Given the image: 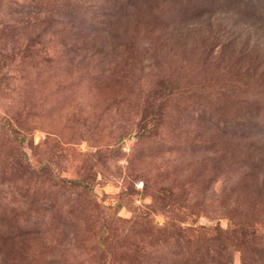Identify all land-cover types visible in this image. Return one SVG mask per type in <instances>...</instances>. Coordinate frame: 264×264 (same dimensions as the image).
<instances>
[{
  "label": "rangeland",
  "instance_id": "1",
  "mask_svg": "<svg viewBox=\"0 0 264 264\" xmlns=\"http://www.w3.org/2000/svg\"><path fill=\"white\" fill-rule=\"evenodd\" d=\"M0 264H264V0H0Z\"/></svg>",
  "mask_w": 264,
  "mask_h": 264
}]
</instances>
